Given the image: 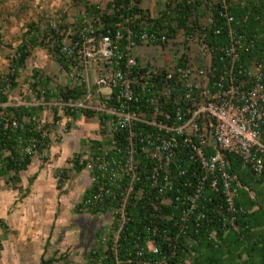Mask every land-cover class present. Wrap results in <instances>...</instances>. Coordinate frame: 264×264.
<instances>
[{
	"label": "built area",
	"instance_id": "built-area-1",
	"mask_svg": "<svg viewBox=\"0 0 264 264\" xmlns=\"http://www.w3.org/2000/svg\"><path fill=\"white\" fill-rule=\"evenodd\" d=\"M163 14L158 16L162 26L151 23L148 29H139V44L131 41L129 27L118 29L112 37L109 30L101 32L103 25L98 20L84 14L74 33L79 39L71 49V39L64 44L68 68L59 65L64 75L61 88L69 93L63 95L50 87L48 102L42 92L36 104L17 105L42 106L43 110L50 105L56 110L50 124L57 126L63 119L71 122L88 112L98 118V128L108 134L111 143L94 147L80 162L87 161L92 183L106 180L121 191L119 206L112 211L118 226L114 243L130 221L125 208L141 175L146 174L157 192L158 203L152 204L157 209V205L172 203L166 197L174 188L172 169L177 176L189 171L195 176V170L200 171L194 185L189 181L182 184L189 192L181 200L186 207L182 222L197 207L206 185L211 192H221L231 216L237 212L235 199L240 190L254 198L230 173L227 156L238 157L242 170H250L255 178L264 176V45L259 46V41L264 44V33L253 37L237 33L234 25L246 24L248 16L236 20L224 1L218 15L227 28L228 42L222 46L206 43L209 32L215 39L221 35L220 29L212 27L211 13L206 25L192 22L188 29L177 27L174 33L168 26L174 14L170 10ZM121 31L127 33L123 50ZM147 48L145 54L141 52ZM121 133L126 134L123 150L113 139ZM34 148L31 145L25 152L31 154ZM112 151L115 156L109 155ZM140 158L149 164L144 172ZM94 170L97 175H92ZM127 179L126 189L121 190L119 182ZM109 192L100 186L94 201L100 203ZM233 220L231 217V224ZM136 247V264H168L153 239L145 248ZM145 255L159 258L143 259Z\"/></svg>",
	"mask_w": 264,
	"mask_h": 264
},
{
	"label": "trees",
	"instance_id": "trees-1",
	"mask_svg": "<svg viewBox=\"0 0 264 264\" xmlns=\"http://www.w3.org/2000/svg\"><path fill=\"white\" fill-rule=\"evenodd\" d=\"M143 1L109 0L103 11L98 10L95 5L87 6L85 11L87 17L91 20H98L103 25L102 33L109 30L111 36L114 37L118 29L129 27L132 30L131 41L139 44L137 36L142 26L146 29L151 23L162 26L160 17L154 19L150 17L147 10L141 8ZM223 1L236 20L248 16L246 24L234 25L237 33L244 32L247 37L264 33V0H242L237 3L230 0H176L173 3H166L165 10H170L174 14V19L168 20L171 32L174 33L177 27L188 29L191 17L194 13L197 14L202 5H205L213 16L212 27L221 30V35L216 39L213 33L209 32L206 43L209 46L225 45L228 42L227 28L218 15ZM165 10L161 12L164 13L163 16ZM26 27L27 31L10 60L9 73L5 76V80L0 79V178L15 189H20L18 187L21 181L20 173L30 166L34 154L48 150L49 131L52 125H40L38 115L43 111L42 106L3 108L1 104L7 102L6 87L17 86L15 81L18 71L25 66L31 52L36 48L46 49L63 69H67L70 61L66 54L67 50L71 49L74 42L79 39L77 34H73L70 36V48L64 49L65 45L59 29L65 30L66 27L59 28L51 23L44 28H40L35 23L27 24ZM120 33L123 36L120 47L123 50L126 46L127 33L125 31ZM262 45H264L262 41H259V46ZM31 81L30 91L37 99H40L43 92L44 100L48 102L52 98L50 86L53 84V79L33 70ZM55 88L63 95L69 93L59 86ZM53 111L56 113V110L53 109ZM84 116L92 118L93 114L88 112ZM53 119L55 121V118ZM13 122L16 123L15 126L12 125ZM125 137V133L114 136L115 146L118 149H124ZM110 143L108 141L107 144ZM31 145H35L33 153L27 154L25 149ZM92 145L94 148L103 144L93 142ZM138 153H140L139 150ZM109 155L115 156V151L109 152ZM140 159L141 170L144 172V166L149 167V164L142 158ZM227 159L230 173L237 177L243 187L254 193V198L251 199L245 190L238 192V197L235 199L237 212L234 216L226 211L221 192H211L206 185L207 188L198 200L197 207L188 214L186 221L182 222L183 210H186V207L181 204V200L189 193L182 184L189 181L194 185L200 176L199 170H195V176L190 171L184 176H177L176 170L172 169L175 175L174 188L166 194L172 203L170 206L157 205V209H154L152 204L158 203L156 200L158 195L150 187L146 174H144L133 185V196L129 199L130 204L125 208L130 221H127L121 228L119 238L115 243L114 239L106 242L107 248L104 250L99 248L90 251L83 264H128L127 260H131L130 264H136V246L145 248L149 239H153L162 255L167 256L168 264H264V176L255 178L250 170H242L240 160L236 156L229 155ZM73 164V169L79 173L86 168L87 161L80 162V156H77ZM181 167L185 169L183 164ZM94 171L92 175H97L96 170ZM35 178L36 174L29 179L28 186ZM62 182L63 180L59 178L58 183ZM128 182V179L119 182L121 190L126 189ZM100 186L109 189L110 194L103 195L102 201L97 203L93 197ZM140 189L143 190L142 195L138 196L137 191ZM27 192L28 189H26ZM120 192L111 187L106 180L99 179L98 183L94 181L85 190L76 208L91 214L113 211L119 206ZM176 197H179L180 203L175 201ZM231 217H234L232 224L230 223ZM0 223H2L1 220ZM117 229L118 226L114 223V231ZM96 237L100 239L101 235L97 234ZM148 258L154 261L159 257L154 255L143 257V259ZM60 261V257L44 259L42 256L39 264H55Z\"/></svg>",
	"mask_w": 264,
	"mask_h": 264
},
{
	"label": "rangeland",
	"instance_id": "rangeland-1",
	"mask_svg": "<svg viewBox=\"0 0 264 264\" xmlns=\"http://www.w3.org/2000/svg\"><path fill=\"white\" fill-rule=\"evenodd\" d=\"M175 1L144 0L141 8L147 10L150 17L157 18L165 10L166 3ZM230 1L237 3L242 0ZM108 2L109 0H0V79L5 80L9 73L10 60L27 31V24L35 23L40 28L49 23L59 28L66 27L65 30L59 29V34L67 45L70 36L79 26V19L87 14V6L95 5L98 10L103 11ZM209 17L210 11L202 5L197 14L194 13L191 17L190 23L193 22L196 26L206 25ZM147 50L148 48L141 52L145 54ZM33 70L39 71L43 76H50L53 79L51 88L64 85V75L56 59L46 49L36 48L25 66L18 71L15 81L17 86L6 87L7 102L1 104L3 108L36 104L38 100L29 87ZM55 114L51 106L46 105L38 115L40 125L50 124ZM97 122L96 117L77 116L67 123L63 119L58 126L50 124L52 129L49 131L48 150L34 154V164L24 174L21 173L24 189L19 187L20 190H15L0 178V264H39L42 256L44 259L60 257L61 261L55 264H83L90 251L99 248L104 250L107 248L106 242L115 240L114 212L91 214L76 208L92 182L88 169L84 168L79 173L73 169V160L77 156L86 160V153L93 149V142L107 145L109 140L108 134L98 128ZM34 174L36 178L28 186V181ZM59 178L63 180L62 183H58ZM33 186H36L38 206L35 209L19 206L23 192H26V188L29 192ZM33 213L36 214L37 223L31 221V218L34 219ZM31 233L39 236L41 245L36 250L28 251L30 253H23L19 249V243L22 240L35 241L36 237ZM97 234L101 235L100 239L96 237Z\"/></svg>",
	"mask_w": 264,
	"mask_h": 264
},
{
	"label": "crops",
	"instance_id": "crops-1",
	"mask_svg": "<svg viewBox=\"0 0 264 264\" xmlns=\"http://www.w3.org/2000/svg\"><path fill=\"white\" fill-rule=\"evenodd\" d=\"M32 164H34L33 163V159H32V162H31V164H30V166L32 165ZM29 168V167H28ZM27 168V169H28ZM27 171V170H26ZM26 171H24V172H21V173H25ZM21 173H20V184L18 185V187H21V188H23L24 189V186H23V182H22V176H21ZM35 175V174H34ZM35 185H36V183H35ZM26 189H28V188H26ZM15 190H18V189H15ZM20 190V189H19ZM24 194V196H23V198L21 199V203H19V206H22V207H28V206H30L32 209H35V207L36 206H38L37 205V203L39 202V200L36 198V186H33L30 190H29V192H23ZM33 218L34 219H32L31 218V221H32V223H33V221L35 222V223H37V221L35 220L36 219V214H34L33 213ZM26 220H27V218H25ZM32 225L33 224H31V227H32ZM33 232V231H32ZM28 233V235H30V232H27ZM31 235H34L35 237H36V240L34 241V240H32V241H34V242H32V241H27V240H22L21 241V243H19L20 244V247H19V249H20V251H22L23 253L24 252H27V253H30L32 250H36V248L38 247V245H41L40 243H41V240L40 239H38V237L39 236H37V235H35V234H33V233H31ZM39 242V243H38ZM34 243V244H33ZM38 243V244H37ZM31 249V250H30ZM42 251H43V249H41ZM28 251H30V252H28ZM41 251V253H43Z\"/></svg>",
	"mask_w": 264,
	"mask_h": 264
}]
</instances>
